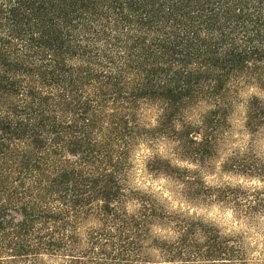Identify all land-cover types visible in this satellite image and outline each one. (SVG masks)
<instances>
[{
    "label": "trees",
    "instance_id": "obj_1",
    "mask_svg": "<svg viewBox=\"0 0 264 264\" xmlns=\"http://www.w3.org/2000/svg\"><path fill=\"white\" fill-rule=\"evenodd\" d=\"M248 84L264 88V0H0V264H246L211 223L168 213L128 176L140 142L201 157ZM245 125H264L255 95ZM236 158L264 181V163ZM246 194L239 210L264 212V189Z\"/></svg>",
    "mask_w": 264,
    "mask_h": 264
},
{
    "label": "rangeland",
    "instance_id": "obj_2",
    "mask_svg": "<svg viewBox=\"0 0 264 264\" xmlns=\"http://www.w3.org/2000/svg\"><path fill=\"white\" fill-rule=\"evenodd\" d=\"M250 95L264 101V88L248 84L238 89L220 134L199 158L177 157L174 144L169 140L159 139L152 146L140 142L133 151L128 179L132 186L152 193L168 213L211 223L237 246L235 248L240 249L238 252L246 264H264V212L247 215L239 210L244 208L245 199H250L246 193L255 188L264 189V181L229 166L230 160L236 157L246 166L264 163V125L251 129L245 125L246 103ZM153 115L151 110L145 114L147 122H152ZM152 154L167 159L179 169H172L169 174L150 173L145 169L144 162ZM128 208L133 209V203H129ZM150 230L151 234L166 239L173 237L170 227L157 223H153ZM147 253L150 260L164 259L158 251ZM41 258L39 264L57 262L55 257ZM175 259L179 261V258ZM184 259H188L183 260L184 264H235L192 257Z\"/></svg>",
    "mask_w": 264,
    "mask_h": 264
}]
</instances>
